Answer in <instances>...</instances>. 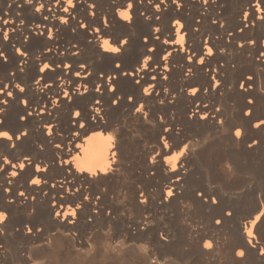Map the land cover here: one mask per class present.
<instances>
[{
	"label": "bare ground",
	"instance_id": "1",
	"mask_svg": "<svg viewBox=\"0 0 264 264\" xmlns=\"http://www.w3.org/2000/svg\"><path fill=\"white\" fill-rule=\"evenodd\" d=\"M4 132L0 264H264V0H0Z\"/></svg>",
	"mask_w": 264,
	"mask_h": 264
},
{
	"label": "rangeland",
	"instance_id": "2",
	"mask_svg": "<svg viewBox=\"0 0 264 264\" xmlns=\"http://www.w3.org/2000/svg\"><path fill=\"white\" fill-rule=\"evenodd\" d=\"M227 102H233V101H227ZM226 180V179H225ZM224 182H226L227 183V180L226 181H224ZM66 242V243H65ZM63 244H65L64 246H66V245H68L69 247H67L66 246V249L65 250H67V249H69L72 253H73V249H72V247H71V245H69V243L67 244V241H63L62 242ZM56 248H57V246H56ZM99 259V258H98ZM129 259V258H128ZM96 260H97V258H96ZM95 260V261H96ZM100 260V259H99ZM98 261V260H97ZM107 261V262H106ZM105 261V263L104 264H120V263H124V264H129L130 262L129 261H125V262H123V260H120V259H118V258H110V260H106ZM119 261V262H118ZM128 262V263H127Z\"/></svg>",
	"mask_w": 264,
	"mask_h": 264
},
{
	"label": "snow or ice",
	"instance_id": "3",
	"mask_svg": "<svg viewBox=\"0 0 264 264\" xmlns=\"http://www.w3.org/2000/svg\"><path fill=\"white\" fill-rule=\"evenodd\" d=\"M9 95H11V93H9ZM78 115V114H77ZM236 135L237 136H239L240 135V132L238 131L237 133H236ZM0 136H5V137H8V133L7 132H4V133H0ZM9 139H11V137H8ZM21 167H23V165H21ZM38 182V181H37ZM209 247H211V245H209ZM243 253H241V255H242Z\"/></svg>",
	"mask_w": 264,
	"mask_h": 264
}]
</instances>
